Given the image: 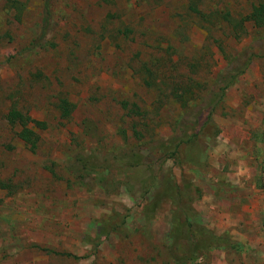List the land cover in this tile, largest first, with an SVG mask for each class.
<instances>
[{
    "label": "rangeland",
    "instance_id": "rangeland-1",
    "mask_svg": "<svg viewBox=\"0 0 264 264\" xmlns=\"http://www.w3.org/2000/svg\"><path fill=\"white\" fill-rule=\"evenodd\" d=\"M260 3L0 0V264H264Z\"/></svg>",
    "mask_w": 264,
    "mask_h": 264
},
{
    "label": "trees",
    "instance_id": "trees-1",
    "mask_svg": "<svg viewBox=\"0 0 264 264\" xmlns=\"http://www.w3.org/2000/svg\"><path fill=\"white\" fill-rule=\"evenodd\" d=\"M248 19L253 20L255 22L256 25L258 26H263L264 25V3H260V5H256L254 6L253 11L251 12V14L248 16ZM62 108L64 110V112L66 114L70 113V110L65 107L64 105H62ZM10 117L12 119H19L23 124L28 121L29 116H26L25 114L19 112V111H12L10 113ZM38 124L44 125L45 122H41V121H37ZM27 125V124H26ZM29 133H34L32 130H30V128L28 127H24V130L22 131V137L25 141H30L32 142V145H35V140L30 138Z\"/></svg>",
    "mask_w": 264,
    "mask_h": 264
}]
</instances>
